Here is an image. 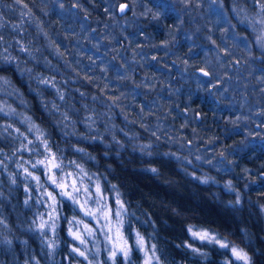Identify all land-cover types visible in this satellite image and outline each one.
<instances>
[{"label":"clouds","instance_id":"9594fccd","mask_svg":"<svg viewBox=\"0 0 264 264\" xmlns=\"http://www.w3.org/2000/svg\"><path fill=\"white\" fill-rule=\"evenodd\" d=\"M261 126L264 0H0V264H264Z\"/></svg>","mask_w":264,"mask_h":264},{"label":"trees","instance_id":"16d2710c","mask_svg":"<svg viewBox=\"0 0 264 264\" xmlns=\"http://www.w3.org/2000/svg\"><path fill=\"white\" fill-rule=\"evenodd\" d=\"M174 21L172 20H166L165 24H171ZM148 31L154 35L156 39H163L164 38V31H163V25H161V31L159 32V35H156V29L154 26H150L148 28ZM151 71H155V69H151ZM167 71V69H166ZM201 95H204L201 93ZM206 103H202L200 99H193L191 101L192 107L196 110V114L199 115L201 112L205 114L206 122H207V128L208 129H215L217 133H220L222 136L221 128L217 125V123H214V121H218L219 125H223L224 121L232 118L234 119L236 115L238 114L237 111H223L220 112L219 109L213 106L212 101L210 99H207L205 101ZM209 103V104H208ZM221 108H227L229 107L227 101L224 102V104L220 105ZM253 128H256V125H252ZM261 134H264V126H261L257 129ZM247 130L243 129L239 134L236 136H233L232 139H242L244 135L246 134ZM249 139L260 141L262 139V136H252L249 137ZM224 143H231V140L224 141ZM0 147H5V144L3 142H0ZM238 164H242L243 166H247L249 168H259L261 164H264V152H261L259 150H250L249 153L245 156L243 160L236 158ZM122 179H127L132 187H133V194L132 198H139L141 195V191L143 192H151V193H157L158 190L148 187L147 183L141 182L140 178L132 176L131 174H122ZM51 190V189H50ZM22 194V193H21ZM253 198H260L264 199V197H258L257 193L251 194ZM110 204L114 205V201L110 198ZM145 207L148 206V201L145 200L144 202ZM65 208V215H70L69 209L67 205L64 206ZM66 229L64 227V224L62 223V231L61 235L65 236ZM23 259V257H21Z\"/></svg>","mask_w":264,"mask_h":264},{"label":"snow or ice","instance_id":"6c2138e0","mask_svg":"<svg viewBox=\"0 0 264 264\" xmlns=\"http://www.w3.org/2000/svg\"><path fill=\"white\" fill-rule=\"evenodd\" d=\"M126 7H127L126 4H123V3H122V4L120 5V9H121V10H124ZM201 71H202V74L207 78V77H208V73H207V72H204L203 70H201ZM49 166H50V167H55V165H54V163H53L52 161H49ZM60 187L63 188L64 185H60ZM97 191H99V188L97 189ZM262 195H264V194H262ZM117 203H119V201H117ZM102 215H104L105 217H107V216H108V212H103ZM42 226H43V225H41V227H42ZM194 235H197V236H199L201 239H203L204 236L207 235V233H194ZM77 237H78V234H77ZM141 243H143V241H141ZM233 253H234L235 255H239V253H238L235 249H233Z\"/></svg>","mask_w":264,"mask_h":264}]
</instances>
